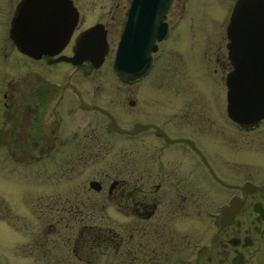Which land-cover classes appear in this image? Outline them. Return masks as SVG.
I'll use <instances>...</instances> for the list:
<instances>
[{
    "label": "flooded vegetation",
    "instance_id": "obj_1",
    "mask_svg": "<svg viewBox=\"0 0 264 264\" xmlns=\"http://www.w3.org/2000/svg\"><path fill=\"white\" fill-rule=\"evenodd\" d=\"M125 1L33 0L29 10H19L23 0H0L1 163L4 159L29 164L57 152L76 153L77 159H86L114 149L109 139L108 143L100 139L103 133L106 138L123 137L129 142L118 148L124 154L123 164L118 171L113 165L106 175L90 179L88 185L94 193L83 197L91 202L87 206L97 207L91 208L92 215L107 217L112 223L120 214L126 222L123 228L115 229L112 225H68L66 219L59 231L67 249L77 256L84 246L89 253H107L108 264H114L116 256L140 264H264V107L254 108L263 114L250 124L235 120L228 111L227 79L235 67L228 56L227 25L236 0L223 12L220 27L213 24L217 43L213 55L208 54L212 75L208 76L210 99L201 114L203 122L193 126L194 120L187 118L190 114L175 115L176 127L187 130L182 134L180 129L171 134L169 121L161 115L155 119L135 117L120 125L117 117L121 115L112 110L114 105L104 104V98L112 100L109 88H114L110 83L105 93L102 87L106 79L116 78L130 91L134 82L151 72L185 8V2H171L165 18L168 32L157 41L148 71L124 81L114 70V57L127 20L130 0ZM33 6L36 9L30 10ZM13 20L22 25L24 21L48 24L55 43L33 53L21 50L10 35ZM120 23L115 43L111 32ZM82 38L86 44H80ZM253 87L256 102H264V81H254ZM128 103L135 104V99ZM142 111L146 113L147 107ZM73 113L96 115L102 122L82 127L68 119ZM112 122L121 130L109 128ZM136 123L141 128L135 129ZM148 135L156 137L161 148L170 150L161 153L154 168L146 153ZM67 141L71 145H65ZM91 180L97 181V188L90 185ZM83 197L66 195L60 203L61 213L76 215L72 207L85 205ZM31 198L29 193L26 199ZM16 200L19 202L18 196ZM2 202L0 199V218L10 217L9 206ZM196 216L198 223L191 225L188 220ZM182 219L180 245L171 250L169 241L177 236V222ZM51 226L57 232L58 226ZM2 249L0 264H20ZM85 259L93 260L78 256V260ZM66 262L61 261L69 264Z\"/></svg>",
    "mask_w": 264,
    "mask_h": 264
},
{
    "label": "rangeland",
    "instance_id": "obj_2",
    "mask_svg": "<svg viewBox=\"0 0 264 264\" xmlns=\"http://www.w3.org/2000/svg\"><path fill=\"white\" fill-rule=\"evenodd\" d=\"M180 1L185 2L182 19L166 42V49L151 72L146 77L138 79L136 83L134 82L130 91L126 90L127 87L120 86L116 78L110 77L109 80L104 81L102 88H106V94H108L110 83L115 88H109L112 100L108 101L104 98V104L114 105L112 110L121 115L117 117V123L120 125L129 124L135 117L147 116L148 119H155L161 115L162 119L166 116L164 121H169L167 129L171 134L179 129L182 134L187 130L176 127L175 115L178 118V115L183 113L185 116L190 114L187 118L191 122L194 120L193 126L203 122L201 114H204L210 99L207 90L208 76L212 75L211 69H208L211 64L209 55L210 53L211 56L213 55L217 43L215 36L212 35L213 27L216 28L214 25L220 27L225 17L223 12L230 10L233 1L179 0V4ZM121 2L126 3L125 0ZM121 15L122 12L119 22ZM121 24L116 25L111 32L115 43ZM112 90H114L113 94ZM130 98L135 99V104L128 103ZM143 107L148 109L144 114ZM76 114V116L75 113L71 114L68 119L75 124L79 122L82 127L87 123L94 125V122H102V118L98 119L96 115L83 117L82 114ZM102 137L100 139H105L107 143L109 139L114 149L110 152L100 151L91 154L86 159L85 157L77 159L76 153L57 152L36 158L29 164L7 162L4 159L2 160L4 163H1L0 160V199L3 200L2 205L7 204L9 206L7 209L11 212L10 217L0 218V242L2 243L0 248H3L2 251L7 252L9 257L17 258L20 264H59L61 261H67L66 263L69 264L109 263L110 258L107 253L98 254L95 249V252L89 253L90 250L86 246L78 250V256L93 258V260L91 262L87 259L78 260V256L72 253L70 248H66V242L62 240L63 234L59 231L60 229L62 231V227L66 225V219L68 225L72 223L78 226L82 223L85 226L112 225L115 229H119L120 226L123 228L126 222L124 216L120 214H116L114 219L111 218L112 223L107 217L99 218L92 215L91 208L97 209V207L87 206L91 202L83 197L86 193H94L88 185L90 179L97 180L102 173L106 175L113 165L117 167L114 170L118 171L123 164L124 154L119 153L118 148L129 145V142L116 135L106 138L103 133ZM68 141L65 143L67 146L71 145ZM147 145L149 150L146 153L150 156L151 166L154 168L161 153H167L170 150L161 148L157 138L152 135H148ZM135 174L136 171L133 175ZM108 181L106 180V183ZM195 190L200 192L201 189L196 186ZM29 193L32 197L30 201L26 199ZM66 195L82 196L86 206L81 204L77 207L74 204L72 208L77 210L76 215L61 213L63 208L60 203ZM17 196L19 202L16 200ZM107 209L109 210V207ZM107 209L106 212L109 213ZM61 215L65 221H61ZM183 220L177 222L179 228L177 236L169 241L171 250H174L175 245H180ZM198 221L197 216L188 220L191 225L197 224ZM51 225L58 226L57 232L50 229L54 227ZM179 235L180 238H178ZM72 244L71 242L70 245ZM122 259L123 257L116 256L114 264H140L137 260Z\"/></svg>",
    "mask_w": 264,
    "mask_h": 264
},
{
    "label": "water",
    "instance_id": "obj_3",
    "mask_svg": "<svg viewBox=\"0 0 264 264\" xmlns=\"http://www.w3.org/2000/svg\"><path fill=\"white\" fill-rule=\"evenodd\" d=\"M171 1L130 0L127 20L114 57V70L121 80L136 78L148 71L151 52L156 50L157 41L165 38L168 32L165 16ZM32 2L33 0H23L19 10H29ZM25 24L28 30H25ZM51 31L53 30L49 29L48 24L24 21L22 25L13 20L10 35L21 50L33 53L35 49L55 43L50 37ZM37 35L42 38L37 39ZM227 35L228 56L235 67L227 79L228 111L235 120L250 124L263 114L262 111L256 112L254 108L264 107L263 100L256 102L258 98L254 95L253 87L254 81H260L261 84L264 81V0H236L227 25ZM84 38L80 44H86ZM257 66L260 67L259 70L253 71L252 68ZM113 123L109 128L121 130ZM141 126L136 123L135 129ZM90 185L97 188V181L91 180Z\"/></svg>",
    "mask_w": 264,
    "mask_h": 264
},
{
    "label": "bare ground",
    "instance_id": "obj_4",
    "mask_svg": "<svg viewBox=\"0 0 264 264\" xmlns=\"http://www.w3.org/2000/svg\"><path fill=\"white\" fill-rule=\"evenodd\" d=\"M87 48V47H86ZM97 48V47H96ZM88 54V53H87ZM84 56V55H83Z\"/></svg>",
    "mask_w": 264,
    "mask_h": 264
}]
</instances>
